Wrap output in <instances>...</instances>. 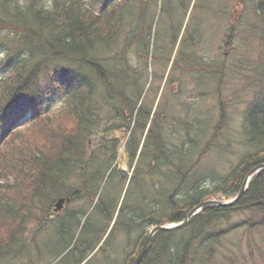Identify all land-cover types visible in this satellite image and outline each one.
I'll return each instance as SVG.
<instances>
[{"label": "trees", "instance_id": "16d2710c", "mask_svg": "<svg viewBox=\"0 0 264 264\" xmlns=\"http://www.w3.org/2000/svg\"><path fill=\"white\" fill-rule=\"evenodd\" d=\"M181 1L184 6V0ZM46 2L0 0V32L10 30L19 40V45L5 56V74L0 80V146L15 135L0 153L1 161L10 148L14 150L6 157L4 164L0 162V264L24 252L18 248V241L24 243L21 237L25 233L26 222L35 219L39 226L42 225L46 218L38 220L32 215L38 211L47 214L49 222L51 210L55 211L48 208L53 201L57 203L62 199L69 204L83 200L94 203L91 211L84 212L82 218L76 220L85 219L81 226L80 223L76 225V233L73 234L76 241L91 224L94 215L112 220L115 211L110 210L111 200H105L107 195L103 190L113 180L123 183L127 180V173L121 169L119 162L113 166L121 140L125 141L124 162L128 168L134 163L133 176L131 180L128 177L127 183L130 187H136L142 195L140 210L136 209L138 206L127 208V213L123 211V206L119 209L114 227L123 233L131 227L139 228L142 223L136 220V214L132 218L128 216L131 211H138L144 216L155 211L159 214V223H181L186 220L190 210L216 194L223 193L226 198L236 196L246 174L264 164V64L259 70L262 85L244 112L247 144L253 146L255 152L244 157L213 191L208 192L199 187V180L194 182L196 178H190L197 167L198 157L195 162L191 161L192 154L183 151L185 142L181 147L174 143L173 137L179 133L173 130L177 118L172 112H167L166 106L160 108V104H157L153 111L144 103L143 95L135 89L136 78L132 76L137 70L127 63L132 53L139 61H149L150 50L154 48H151L155 35L154 23L161 16L172 21L175 1L115 0L114 7L101 6V14L97 17L72 6L83 5V0H52L54 10L47 9ZM156 8L162 12L158 14V19L155 18ZM258 18L256 29L260 30L264 46L262 7ZM43 28H47V31ZM118 35L126 38L121 57L125 65L122 67L118 65L121 58L101 57L97 54L99 49L85 51L90 45L109 46V39ZM31 40L39 49H29L28 42ZM177 41L178 37L173 35V43ZM182 41L176 45L175 58H166L171 61V70L179 67L186 71L176 61L186 62L188 59V53L181 49ZM151 58L154 59V56ZM60 63L67 66L66 72L60 70V77L50 75L49 70L54 71ZM165 89L163 87V93ZM51 94L59 95L62 99L58 115H48L42 111L46 97ZM99 103H104V106ZM22 109H31L33 116L25 131L22 130L24 133L13 132L18 122L16 114L18 116V111ZM110 112L112 115L107 119L112 123L98 137L95 128H100L103 116ZM53 117L61 125L59 121L56 125L52 124ZM87 124L88 133L69 140L80 127ZM43 127L47 128L45 135L41 131ZM91 142L100 150L98 153L106 157L96 170L94 164L97 159L92 154L94 151L90 153L93 149ZM139 142H143L141 153L144 155L135 160ZM161 167L167 168L178 183L173 193L158 197L151 187L154 188L152 179L160 173ZM181 189L183 195H179ZM128 190L120 196L122 199L119 198L118 203L121 200L124 204L128 203ZM44 203H47V209ZM158 207L164 212L161 213ZM237 212L250 214L247 221L252 228L264 226V169L250 179L247 190L233 205L208 206L185 227L157 233L140 264H208L224 234L218 231L220 222ZM121 219L124 224H120ZM67 226L71 227L69 219L60 223L56 234L69 233L70 230L66 232ZM145 238L146 233H143L136 243L135 253L128 256L125 264H132ZM71 253L69 251L68 254ZM65 256L59 258L57 263L64 262ZM248 262L243 258L240 264Z\"/></svg>", "mask_w": 264, "mask_h": 264}, {"label": "rangeland", "instance_id": "374dc122", "mask_svg": "<svg viewBox=\"0 0 264 264\" xmlns=\"http://www.w3.org/2000/svg\"><path fill=\"white\" fill-rule=\"evenodd\" d=\"M174 1L175 9L172 13V21L161 16L154 23L153 32L155 35L153 45L151 44V48L153 46L154 48L150 50L149 61L147 63L139 61L132 53L127 63L137 70L136 73H132V76L136 78L137 88L135 89H138L143 95L144 103L153 111L156 110L157 104H160V108L166 106L167 112H172L177 118L173 130L184 135L185 139L184 141L174 139V143L176 142L175 144L181 147L185 142L183 150L185 154L191 153L193 161L198 157L199 162L194 171V174H198V178L194 182L199 180V187L210 192L244 157L255 152V148L249 143L247 144L244 112L247 104L253 100L262 85L259 70L264 64V46L260 38V30L258 31L256 27L258 28L259 9L264 8V0H184V6H182L181 0ZM46 6L47 9H55L52 0H47ZM159 12L160 10L156 8L155 18L157 19L162 13ZM173 35L178 37L175 44ZM119 39L115 46L107 47L105 45L104 48H100L97 54L101 57L121 58L126 38L124 39L121 35ZM182 39L181 49L183 48L184 53H188L189 60L182 62L176 59V61L186 68V71L179 67H174L171 70V61L166 58H170V60L175 58L176 45ZM16 45H19V40L13 32L10 30L0 32V80L5 74L3 67L5 56L8 51L15 49ZM135 48L136 46L133 44V49ZM108 51H112V53L109 54ZM152 56L154 59L151 58ZM118 65L124 66L125 61L122 58L119 59ZM60 66L67 67L63 63ZM163 87L166 88L164 93ZM45 101L46 104L42 107V111L48 115L57 114L63 104L59 95L51 94L50 97H46ZM99 104L104 106V103ZM18 113V116L16 114L18 122L14 128L16 130L13 129V132L24 133V129L33 116V111L22 109ZM110 115L112 112L106 117L103 116V120L107 121ZM58 121L55 119L52 124L56 125ZM60 123L59 121V125H61ZM46 129L43 127L41 131L44 132ZM14 137L15 135L1 144L0 153L5 147L4 145ZM34 138L35 136L32 137V139ZM90 144L93 146L90 153L95 151L101 157L97 146L92 142ZM13 152V148H10L8 153L4 152L7 154L0 162L4 164V161L7 160L6 157ZM117 162L121 169L127 173V180H124V183L113 180L108 185L106 184L103 190L108 198H115L113 205L116 206L120 196H123L122 194L126 191V185L129 184L127 183L128 177L132 178L134 170V163L131 168H128L123 159ZM117 162L114 163V167ZM252 177H249L243 192L247 190ZM176 183L178 181L170 171L162 167L160 173L153 177L152 184L155 186L151 189L156 193L155 196L159 197L160 194L173 193L174 187L177 186ZM127 188H129V201L122 204L123 211L126 213L129 212L127 208L142 205V202L140 203L142 195L136 187L129 185ZM187 188L184 192L187 191ZM179 195H183L182 189ZM234 197L226 198L223 193H219L210 197L209 201L226 203ZM108 198L105 200L108 201ZM55 203L53 201L51 207L48 208L54 209ZM93 204L83 200L69 204L64 203L58 213L51 210L49 218L51 216L52 220L50 219L49 222H47V214L40 213V211L34 212L32 215L36 219L43 220L44 218L45 220L46 218V221L40 226L34 221L35 219L28 221L23 239L30 252L24 251L18 256L7 259L5 264H65V260L57 263V260L63 256L62 254L67 249V245L61 244L56 238L57 227L61 222H66L69 219L72 227L69 233L75 234L76 220L82 218L84 212H89ZM45 206L47 209V203H44ZM118 211L114 212L115 220ZM247 219H250L249 213L237 212L220 222L218 231H222L224 234L220 244L216 245L217 250L208 264H240L243 258L249 260L248 264H251V261L253 264H264V226L252 228ZM90 222L91 225L95 223L99 230L104 229L105 231L111 225L110 220L100 218L98 215H94ZM103 232L101 233L103 234ZM139 232V230H133L130 234H124L117 230L115 234L118 237L113 242L115 245L108 243L110 245L104 250L101 249L96 256L88 257L86 264H108L109 256L116 260L110 264H125L126 254L135 248ZM35 239L39 240V244L36 245Z\"/></svg>", "mask_w": 264, "mask_h": 264}, {"label": "bare ground", "instance_id": "6f19581e", "mask_svg": "<svg viewBox=\"0 0 264 264\" xmlns=\"http://www.w3.org/2000/svg\"><path fill=\"white\" fill-rule=\"evenodd\" d=\"M115 5H116L115 0H94V1L93 0H87L83 5L73 4L72 6L73 7H77L80 10L84 11L85 14H88V15L92 14L94 17H97V15L101 14V12H100V7L101 6L114 7ZM43 30L47 31V28H43ZM119 38H121L120 35H118L117 37L112 36L109 39V41H110L109 42L110 43L109 46H111V47L115 46L118 43V41L120 40ZM28 45H29V49L30 50H32L33 48L34 49H36V48L39 49L38 48L39 46H37V44H35V46H34V43L32 42V40L28 42ZM100 48H102V45H99V44L90 45V47L88 46L85 49V51L86 52H91V51H93L95 49H99L100 50ZM60 64H62V63H60ZM60 64H58V67H55L54 71H52L53 69L49 70L50 75L53 76V75L56 74V75H58L60 77V76H62L61 75L62 72L60 70H63L64 72H66L65 68H63L61 66L59 67ZM81 70H82V68H81ZM111 123L112 122H110L109 119H107V121L101 120L100 128L99 129L95 128V130H96V132L98 134V137L99 136L101 137V133L104 132V130H106L107 127H109V125H111ZM88 127H89V124L85 125L84 127L83 126L80 127L81 129L78 130L77 134L74 133V135L69 137V140L72 139V141H73V140H75V138H78L79 136H81V134L86 133L87 132L86 129ZM130 132H131V129L128 131V134H130ZM118 136H119V134H118ZM122 136H124V133L122 134ZM173 138L177 139V140H182L184 138V135H182L180 133H177L176 137H173ZM124 145H125V141L121 140V145H120V148H119L120 151L116 155V158L113 159V163H115L117 161H120L121 159L125 160V158L123 157ZM142 150H143V142H139L138 145H137V151H136L137 152V156H136L135 160L140 159L141 158L140 156L144 155L143 153H141ZM92 154H93L94 158L97 159L95 164H94L96 166V168H95V170H96V169H98L101 166V162L106 160V157L105 156H101L100 157L99 155L96 154L95 151ZM145 157H148V156L145 155ZM190 160L193 161L192 158H190ZM195 160L193 162H195ZM196 162H199V161L197 160ZM262 165H264V164H262ZM258 166H261V165H258ZM258 166H256V167H258ZM256 167H254V168H256ZM262 169H264V168H262ZM262 169H257L252 174H250V172L252 171V170H250L246 174V176L244 178V182H245V180L248 181L249 177L254 176L255 174H257ZM192 176H193V178H192ZM192 176L190 175V178L192 180H194V178H198V174H193ZM127 187H129L128 184L126 185L125 190L128 189ZM240 191H241V189L239 190L238 194L235 197L233 196L234 198H232L231 200H238L242 196V194L244 193L243 192L240 195ZM107 198H108V196H106V199ZM110 200H111V202H110ZM108 202H110L109 203L111 205V209L110 210L113 211V212L119 210L122 207V204H124V202L121 201V202H119L117 204V206L113 205V201H112L111 198H108ZM139 207H142V205H140ZM139 207H137L136 209L140 210L141 208H139ZM160 208L161 207H158L157 209L161 213H163L164 212L163 209H160ZM91 210H92V208H90L89 211H91ZM135 214L137 216L136 220L139 221V222H142L141 225H139L140 227L139 228L131 227V229L126 231L124 234H126V233L130 234L131 231H133V230H139L140 232H139V236H138L137 241H139L140 237L143 236V233H146V238H145V240H144V242H143L138 254L134 257V259L132 261V264L135 263L140 251L142 250V248L145 245H146V250H145L144 255L147 253L148 248L150 247L151 241L153 240V238L155 237V235L157 233H159V232H169V230H165L164 229V228H166L168 226H166L164 223H161V222L159 223L157 221L159 219L158 212L152 211V212H150V213H148L147 215L144 216L143 214L139 213L138 211H134V212L131 211L130 218H132ZM98 216L100 218H102L100 215H98ZM96 218L98 220L97 216H96ZM186 219H187V217H186ZM51 220H52V218H51ZM84 220L85 219L76 222L74 224V228H75L74 230H76V228H77L76 225L80 223L79 226H81L83 224ZM28 221H30V220H28ZM28 221L26 222V228H27ZM110 221H111V225L106 229V231L104 229H101L102 231H100L99 228H97V225L95 223H93L92 225L91 224L88 225L86 227L85 231L83 230L84 233L80 237L79 241L78 240L76 241V239L73 237V233H65V234L64 233L63 234L57 233L56 234V238H57V240H59L58 242H61V244L67 245L66 246V248H67L66 251L62 254L63 256L60 257V258H63L65 255H67V256H65V262H66L65 264H86V261H87L88 257L92 258L93 256H96L101 249L104 250V248L109 246L110 244L115 245L113 242H115L117 240L118 236H117V234H115V232L117 231V228H115L114 226H115V223L117 222V219L115 220L114 218H112V220H110ZM127 221H129V218L127 219ZM120 224H124V221H120ZM67 230H72V228L70 226H67ZM103 230H104V232H103ZM174 230H178V229H172V231H174ZM101 232H103L104 235ZM21 240H24L23 237H21ZM109 240H111L112 242L109 241ZM38 241L39 240H36L34 242L39 243ZM137 241L135 242V244L137 243ZM108 243H110V244L108 245ZM18 248L20 249V251L30 252V250L25 246V244L23 242H21L20 240L18 241ZM69 251H71L72 253L68 254ZM134 253H135V248L129 254H126L127 256H126V258L124 260V263H125L126 259L128 258V256H132ZM144 255H143V257H144ZM143 257L140 259L138 264H140V262L143 259ZM107 261H108V264L112 263V261L116 262V260L114 258L112 259L111 256L108 257Z\"/></svg>", "mask_w": 264, "mask_h": 264}, {"label": "water", "instance_id": "95a60500", "mask_svg": "<svg viewBox=\"0 0 264 264\" xmlns=\"http://www.w3.org/2000/svg\"><path fill=\"white\" fill-rule=\"evenodd\" d=\"M264 168V165H261V166H258L256 168H254L250 174H252L253 172H255L257 169H262ZM248 179V178H247ZM247 184V180H245V182L243 183L242 185V188H241V191H240V195L243 193V191L245 190V186ZM237 201V200H231L227 203H222V202H218V201H207V202H203L201 204H199L198 206H196L195 208H193L191 210V212L189 213L187 219L181 223H178V224H172L166 228H164L165 230H172V229H179V228H182L184 226H186L190 221L191 219L197 215V213H199V211H202L204 208L210 206V205H216V206H231L233 205V203ZM64 204V200L60 199L58 200V202L55 204V211H59L61 210L62 208V205ZM145 250H146V245L142 248V250L140 251L136 261L134 264H138L140 259L143 257L144 253H145Z\"/></svg>", "mask_w": 264, "mask_h": 264}]
</instances>
